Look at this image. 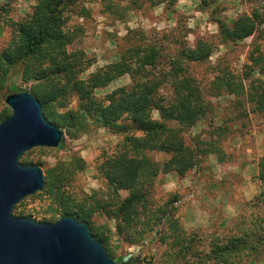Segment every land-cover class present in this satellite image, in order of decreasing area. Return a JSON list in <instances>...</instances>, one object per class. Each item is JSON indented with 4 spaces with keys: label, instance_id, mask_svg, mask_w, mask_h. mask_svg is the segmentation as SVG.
Returning <instances> with one entry per match:
<instances>
[{
    "label": "trees",
    "instance_id": "1",
    "mask_svg": "<svg viewBox=\"0 0 264 264\" xmlns=\"http://www.w3.org/2000/svg\"><path fill=\"white\" fill-rule=\"evenodd\" d=\"M32 1L31 10L20 20L11 19L9 6L0 4V19L12 29L9 44L0 52V91L12 72L18 70L26 82L22 90L38 99L46 120L62 128L67 137L75 138L91 125L122 135L114 153L97 165V173L108 190L107 198L97 197L94 191L77 197L70 190L75 176L85 167L78 155L44 170L45 183L39 194L51 200L55 218L43 217L42 222L74 217L88 226L109 254L105 234L97 232L92 221L97 212H102L115 219L119 234L143 236L148 227L158 226L154 238L164 246L156 259L158 264H261L264 155L252 176L259 183L256 193L239 214L205 236L199 229L187 230L174 216L176 195L161 205H154L149 199V188L159 174L173 173L183 178L205 156L223 159L224 151L215 140L197 137L187 144L183 137L185 130L211 111V103L190 73L188 63L207 60L215 50L214 44L199 38L193 45H182L175 55L168 56L162 53L160 45L148 41L142 31L131 29L134 39L118 60L84 76L93 61L83 49L71 47L81 28L71 27L69 20L75 13L88 14L85 3L95 0ZM102 1H107V9L116 10L109 0ZM258 1L259 7L250 13L216 21L223 43L244 40L264 23V0ZM248 60L243 76L219 68L211 81L210 94L244 96L252 103V112H262L264 51L260 46L250 51ZM124 75L129 76V84L111 90L103 98L95 96L96 90ZM8 89L14 92L18 87ZM73 97L75 108L65 109ZM9 115V111L1 112L0 121ZM63 145L62 142L57 148ZM156 154L162 155V160H156ZM20 162L39 165L28 158L27 152ZM121 191L127 194L122 196ZM13 214L33 218L20 208V202Z\"/></svg>",
    "mask_w": 264,
    "mask_h": 264
},
{
    "label": "rangeland",
    "instance_id": "2",
    "mask_svg": "<svg viewBox=\"0 0 264 264\" xmlns=\"http://www.w3.org/2000/svg\"><path fill=\"white\" fill-rule=\"evenodd\" d=\"M205 1L201 4L197 0H109L114 5L112 9H116L112 11L105 7L107 1L95 0L85 3L88 14L75 13L69 20L71 27L81 28L71 47L83 49L93 61L84 76L118 60L120 53L134 39L131 29L142 31L148 41L160 45L162 53L168 56L175 55L182 45H193L199 38L214 44L215 50L207 60L188 63L190 73L211 103V111L185 130L183 137L187 144L197 137L215 140L224 151L223 159L219 161L215 155L205 156L183 178L173 173L159 174L149 188V199L154 205L164 204L176 195L174 216L187 230L199 229L203 236L239 214L253 197V189L257 191L259 183L252 180V176L256 173L260 157L264 155V111L252 112V103L244 96L210 94L211 81L219 68L243 76L250 51L257 45L264 51V23L244 40L223 43L216 21L250 13L260 3L258 0ZM32 3V0H0V4L9 6V17L13 20L22 19L31 10ZM11 36V27L0 19V52L9 44ZM129 83L128 75L121 76L96 90L95 96L103 98L111 90ZM12 86L20 90L26 86L18 70L12 72L6 87L0 91V113H11L4 98L11 93L8 88ZM75 106L76 98L73 97L65 109ZM154 116L157 117L156 113ZM121 138V134L91 125L75 138L65 134L61 149L35 147L26 152L28 158L33 163H39L37 166L43 171L58 161H68L71 155H78L85 167L75 176L70 190L77 197L94 191L97 197L107 198L108 190L97 173V165L105 156L114 153ZM162 157L154 155L156 160H162ZM243 173L247 175V180L249 177L250 182L255 184V188L245 187ZM126 194V191H121L122 196ZM52 207L48 196L39 194V191L20 201V208L39 222L43 217L48 220L55 218L51 213ZM92 221L96 231L105 234L109 255L117 262L127 256L135 259L136 264H158L156 259L164 246L154 238L158 227L155 224L148 227L143 236H137L133 233L119 234L115 219L102 212H97Z\"/></svg>",
    "mask_w": 264,
    "mask_h": 264
},
{
    "label": "water",
    "instance_id": "3",
    "mask_svg": "<svg viewBox=\"0 0 264 264\" xmlns=\"http://www.w3.org/2000/svg\"><path fill=\"white\" fill-rule=\"evenodd\" d=\"M4 101L11 113L0 121V264H118L74 217L39 222L13 214L45 183L42 168L21 163V156L35 147H58L65 132L46 120L32 93L18 89Z\"/></svg>",
    "mask_w": 264,
    "mask_h": 264
},
{
    "label": "flooded vegetation",
    "instance_id": "4",
    "mask_svg": "<svg viewBox=\"0 0 264 264\" xmlns=\"http://www.w3.org/2000/svg\"><path fill=\"white\" fill-rule=\"evenodd\" d=\"M118 264H136V260L123 257L122 260L118 262Z\"/></svg>",
    "mask_w": 264,
    "mask_h": 264
},
{
    "label": "crops",
    "instance_id": "5",
    "mask_svg": "<svg viewBox=\"0 0 264 264\" xmlns=\"http://www.w3.org/2000/svg\"><path fill=\"white\" fill-rule=\"evenodd\" d=\"M245 171H246V170H244V172H245ZM243 175H244V178H245V180H246V182H245V187L249 188V187L253 186V187L255 188V187H256L255 184H253L252 182H250L249 177H248V180H247V177H246L247 175L244 174V173H243ZM253 192H254L253 194H255L256 191L253 189Z\"/></svg>",
    "mask_w": 264,
    "mask_h": 264
}]
</instances>
